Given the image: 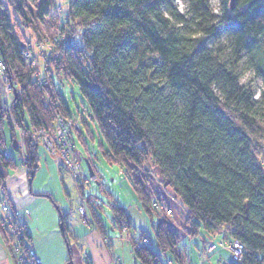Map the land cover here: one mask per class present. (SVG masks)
Returning a JSON list of instances; mask_svg holds the SVG:
<instances>
[{
  "label": "trees",
  "instance_id": "obj_1",
  "mask_svg": "<svg viewBox=\"0 0 264 264\" xmlns=\"http://www.w3.org/2000/svg\"><path fill=\"white\" fill-rule=\"evenodd\" d=\"M182 1L185 13L176 0H67L59 58L39 62L38 82L25 60L26 50H34L26 29L34 28L32 17L39 23L58 19L54 4L0 0V59L18 92L12 114L26 131L53 130L58 117L84 119L83 113L71 115L57 90L59 81L75 82L106 142L107 160L127 167L140 206L158 218L157 251L146 232L140 239L148 238L151 246L138 249L134 240L140 264H162L163 258L185 264L178 250L188 248L187 239L179 240L175 223L154 213L153 200L168 206L170 196L203 245L216 238L244 245L242 260L230 254L217 264H264V0H235L233 9L230 0ZM245 68L255 71L263 90L242 82ZM1 84L0 79V89ZM10 101L8 96L6 107ZM13 132L0 113L3 187L22 162ZM26 165L31 179L39 148L29 149ZM88 201L93 220L102 223L99 209ZM111 212V221L132 230L124 207L112 205ZM18 228L25 241L26 230ZM6 244L15 258L8 236Z\"/></svg>",
  "mask_w": 264,
  "mask_h": 264
},
{
  "label": "rangeland",
  "instance_id": "obj_2",
  "mask_svg": "<svg viewBox=\"0 0 264 264\" xmlns=\"http://www.w3.org/2000/svg\"><path fill=\"white\" fill-rule=\"evenodd\" d=\"M51 1L53 4L57 3L60 7L62 6L63 8L62 11L64 12L66 11L67 0H51ZM175 3L179 11H181L182 13L186 12L187 7H186V4L182 0H176ZM212 5L215 9V12L218 13L219 6L217 2L213 1ZM32 10L34 11V13L36 12L34 7H32ZM32 19H33V22L32 21L31 22L32 24H34L33 26L34 28L31 29L32 28L31 27V28L26 29V34L28 38L31 40V43H32V46L34 48L36 55L40 56L43 62L45 61L46 63L48 61L50 62L51 60H56L57 50L55 48L52 47L53 49L51 50V52L45 55L42 54L41 50H42V46L48 43V40L53 42L54 38H56L59 33H65L63 28L59 27L60 22L58 21V19H55L54 17H48L42 23L36 22L33 17L31 18V20ZM36 28L38 31L37 33L34 31ZM37 34L40 36H37ZM39 44L41 46H38ZM27 66L29 68V65ZM243 72H244L242 75L243 83L250 85L251 88L255 89L257 92H259L260 90H263V82L260 78H257V75L253 69L245 68ZM9 76L10 77L8 78L9 79L11 78V81L15 82L14 75H10L9 73ZM2 85L3 84H1V86ZM57 90L60 92L61 96L65 100L72 116L74 117L79 116L80 113H83L85 116L84 119L80 118V120H82V123H80L82 127L81 135H79V130L75 126L79 118L67 119L69 120L68 123L73 128V131H72L73 139L75 141V149H73V153L75 155L74 156L75 159L77 160L76 163L81 161L84 171L89 175H90V167H91L94 172V174L91 176L97 177L98 181L100 180L99 178L102 177V181H103L102 186L98 185L97 183L90 184L87 180H81L80 182H77L75 181L73 174L68 170V168L63 166V168L70 174L72 181H73V183L71 184L72 187L69 188L71 197L72 198L75 197L76 199L77 197L76 191L78 192L80 196L82 195L83 189H84L85 196L80 199L79 209H80L81 203L84 201L83 204L88 210V217L90 219V223L88 224L86 222L85 217H83L80 214V210L78 209L80 219L82 220L84 224L93 225V226L95 225V222L89 210L88 199L90 198V199H94L97 202L98 204L97 208L99 209L101 216L104 218V220L108 224L109 223L108 218L110 217L112 218L111 207L109 204L110 203L112 204L114 202L116 203V205L118 204V206H121L127 209L129 214L134 219V225L136 229L131 231V229L124 223L122 225L123 226L122 228H120L119 225L117 224V226L120 229H117L116 230L117 232L116 231L112 232L111 227L108 226L110 229L111 235L113 237L116 236L118 240L122 242H124V238H126L129 242L132 243V245H135L133 244L134 243L133 237H140L141 232L142 233L146 232L147 234L151 235V239H152L151 241H152L153 247L157 251L158 248L155 243L153 234L155 231V223L158 218L157 216L151 217L140 206L136 193L134 191V188L126 175L127 167L125 165H119L117 163H109V161L107 160L105 156V152L107 151L106 142L101 136V134L99 133V130L95 122L89 117L90 111H89L88 103L86 99L83 97V95L81 94L78 86L75 84L73 80L66 79L64 81V84H62L59 81V85H57ZM6 96L7 95L5 94L4 89L2 87V89H0V113H4L6 115L7 120L10 123V126H12V129L14 128V130L16 131L15 133L16 135H14V132H13V135L16 137V140L14 142L16 145H19L20 147L21 154L19 155V157L22 160L23 165H26V160L29 154V149L37 150V148H39V154L41 158L43 159L46 157L47 153L54 160L57 159L58 157L56 154H53L51 152L49 153L47 150H44L45 149L43 147L44 142L42 139L41 140L34 139V136L29 135V133L27 132L20 133L17 127H19L21 124H19L16 121V119L14 118V115L12 116V113L5 106V101L7 100ZM17 96H18V92H17ZM17 96H15L14 94L13 100H15ZM85 120L88 121L87 126L83 124L85 123ZM54 130L55 128L53 130H48L49 132H51L52 140L54 136L53 134L55 133ZM5 133H6V139H7V144H8L7 147L10 148L12 146H11V140L9 137L11 134L9 127L5 129ZM49 146L52 150L54 151L56 150V147H55L56 144L54 142L50 143ZM10 149L12 151L13 148H10ZM91 165L95 166L97 170L93 169ZM28 174H29V169H28ZM67 179L70 180L69 177H67ZM73 184H74V187H73ZM153 184H157V182H155L154 180ZM2 187L3 186L1 185L0 186V202L5 203L6 201L4 200L3 195L6 193V189L5 187L3 188ZM168 195L169 194H165L166 197H168ZM168 201H169L168 207H170L173 210L172 214L170 215L167 214L164 210H162V208H160L159 212H158V209H155L154 213L158 214L160 216V219L172 220L175 223L174 225L178 232L179 240L187 239L185 242H183V244H185L188 247V249H186V247L185 248L183 247L184 250L181 249L180 251L178 250L179 248H177L178 253L182 255L185 254V258L187 259V260L184 259L185 264H193L191 263V261H189V260H192L191 258L192 252L189 251V249L192 248L191 239L195 237H193V235L189 232L190 230L186 225V218H184L183 208L181 207L179 201H175L174 199H170V198L168 199ZM177 218L179 219L181 224H179L178 222L176 223L174 221ZM1 230L4 233V235L10 238V241H11L10 233L7 230H4L2 228ZM214 242L217 243V247L214 249V251L212 250L211 253L209 250V248H211L210 246L211 241L206 244L204 243L202 247L203 249L200 251L201 254L203 255L196 256L198 260L200 259L209 260L217 256L216 254L223 248H221L218 245L219 240L217 238L215 239ZM138 249H141V248H138ZM15 260L16 262H18L16 257H15ZM166 262L168 264H173V261H171L170 263V260H166V258H163L162 264H165Z\"/></svg>",
  "mask_w": 264,
  "mask_h": 264
},
{
  "label": "crops",
  "instance_id": "obj_3",
  "mask_svg": "<svg viewBox=\"0 0 264 264\" xmlns=\"http://www.w3.org/2000/svg\"><path fill=\"white\" fill-rule=\"evenodd\" d=\"M72 183L70 174L62 170L48 153L44 159L39 154V166L31 179L27 165L21 161L7 175L3 197L11 209L12 218L27 232L25 244L43 264H140L132 243L126 238L122 242L111 235L108 226L112 232L120 229L111 217L108 224L103 217L102 223L94 220V226L82 222L78 212L81 195L75 190L76 199L71 197L69 188ZM91 204L98 206L94 199ZM109 205L112 207L116 203ZM89 210L92 212L90 207ZM127 214L132 230H135L134 219L128 211ZM177 219L174 221L181 224ZM5 237L0 228V264H17ZM133 240H140V237H133ZM191 244L192 260L189 261L193 264H217L222 257L230 256L229 251L220 250L213 259L198 260L196 254L203 249V240L195 237Z\"/></svg>",
  "mask_w": 264,
  "mask_h": 264
},
{
  "label": "built area",
  "instance_id": "obj_4",
  "mask_svg": "<svg viewBox=\"0 0 264 264\" xmlns=\"http://www.w3.org/2000/svg\"><path fill=\"white\" fill-rule=\"evenodd\" d=\"M55 11L57 15L59 16L58 21L60 22L59 27L62 26L61 23V7L55 3L54 4ZM65 39V35L62 33H59L56 38H54V41L51 42L48 40V43H46L44 46H42V54H48L51 52L53 48L56 50L60 47V45L63 43ZM52 43V44H51ZM50 44V45H49ZM38 46H41L40 44ZM53 47V48H52ZM58 51V50H57ZM56 59L59 58V54L56 52ZM25 60L28 63L31 70L34 72V78L36 81L40 82V71L38 72V66L39 62L42 60V58L38 55H36L35 51L32 49H27L25 52ZM9 68L7 64L0 59V79L2 82V87L4 89L5 94L7 97H10V104L7 106L9 111L12 113V105H13V82L11 81V78L9 79ZM41 84V83H40ZM13 116V114H12ZM69 120L58 117L55 122V130H54V136L52 140L51 132H49L45 128H35L29 131L23 130L20 127H17L20 133H29V135L34 136V139L43 140L44 142V148L49 153H53L57 155L56 162L60 166H65L68 168V170L73 174V177L75 181L80 182L81 180H87L90 184L97 183L98 185L102 186L103 181L102 177L99 178L98 181L97 177H93L91 175H88L82 166L81 161L76 163L75 155L73 153V149H75V143L73 140V128L68 123ZM76 128L80 129V119L76 122ZM54 142L56 144V150H52L49 146L50 143ZM3 188V187H2ZM84 197L81 195V198ZM84 202V201H83ZM83 202L80 205V214L85 217L86 222L89 224L90 219L88 217V210L86 209ZM153 207L155 209H158L160 211V208L164 210L167 214H172L173 210L168 207L166 204L158 201L153 200ZM0 227L4 230H7L11 235V248L14 253V256L18 260V264H43L42 261L36 256L34 251L30 249L24 242L22 241V235L19 231L18 225L15 222V220L12 218L11 215V209L6 203L0 202ZM17 229V230H16ZM145 245L151 246V241L148 238L140 239L136 242L137 248H142ZM218 245L226 250H229L231 252V257L235 261H240L243 259L244 256V245L238 241V240H228V239H220L218 242ZM211 248H209L210 253L211 251L217 247V243L214 241H211L210 244ZM209 253V254H210ZM207 254V252H206ZM203 255L200 253V256ZM171 263V260H170ZM168 264V263H167Z\"/></svg>",
  "mask_w": 264,
  "mask_h": 264
},
{
  "label": "water",
  "instance_id": "obj_5",
  "mask_svg": "<svg viewBox=\"0 0 264 264\" xmlns=\"http://www.w3.org/2000/svg\"><path fill=\"white\" fill-rule=\"evenodd\" d=\"M234 5H235V0H230V7L232 9L234 8ZM14 94H15V96H17V92L16 91H14ZM93 174H94V172H93L92 168L90 167V175H93Z\"/></svg>",
  "mask_w": 264,
  "mask_h": 264
}]
</instances>
